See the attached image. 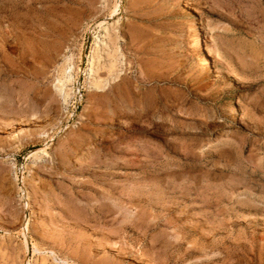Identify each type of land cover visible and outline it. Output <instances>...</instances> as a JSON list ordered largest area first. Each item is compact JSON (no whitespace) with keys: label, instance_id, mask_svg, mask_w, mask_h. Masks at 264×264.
Wrapping results in <instances>:
<instances>
[{"label":"rangeland","instance_id":"obj_1","mask_svg":"<svg viewBox=\"0 0 264 264\" xmlns=\"http://www.w3.org/2000/svg\"><path fill=\"white\" fill-rule=\"evenodd\" d=\"M27 259L264 264V0H0V264Z\"/></svg>","mask_w":264,"mask_h":264},{"label":"bare ground","instance_id":"obj_2","mask_svg":"<svg viewBox=\"0 0 264 264\" xmlns=\"http://www.w3.org/2000/svg\"><path fill=\"white\" fill-rule=\"evenodd\" d=\"M118 6H119L118 3H116L114 10H112V14L117 12ZM106 23H107L106 20H104V21H102L99 24V26L101 28H104V24H106ZM73 68H74V66H73ZM66 72L67 71H66V68H65L62 76L59 78V86L58 87H59L60 90H63L65 88V86H67L66 85L67 82H70V80L66 79V77H67ZM79 72H82V69L78 70V73ZM97 85H98V83L94 82V86H97ZM64 130L65 129L62 128L61 131H64ZM45 152H46V147L37 149L35 151H31V153L28 155L27 160L33 159V158H37L38 156H40L42 153H45ZM10 162H13V161H10ZM27 179H28V176L24 175L23 171H22V177L17 175V180L20 182V184L22 183L24 185V186L20 187V189L22 188V190L24 192L23 200H24V216H25V218H24L23 224H22V234L24 235V242L23 243H24V246L26 248L28 247V244H29L28 232L30 230V225H31V222H32L31 220H32V215H33L31 201H30V195H29V192H28V190L26 188V185H25ZM29 216H30V218H29ZM37 250H39V249L37 248L36 244H34V251L36 252ZM29 260L30 259H27L26 263L27 264H32L31 261H29Z\"/></svg>","mask_w":264,"mask_h":264}]
</instances>
